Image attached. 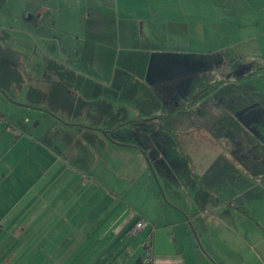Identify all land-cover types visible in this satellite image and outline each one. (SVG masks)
Here are the masks:
<instances>
[{
    "label": "crops",
    "instance_id": "0c3cea01",
    "mask_svg": "<svg viewBox=\"0 0 264 264\" xmlns=\"http://www.w3.org/2000/svg\"><path fill=\"white\" fill-rule=\"evenodd\" d=\"M197 1L22 0L21 26L11 31L53 32L39 36L47 42L43 43L47 54H44L43 69L45 77L49 78L37 82L36 78L23 74L21 62L14 57L0 61V264H42L37 263V259L42 261L53 256L57 261L68 260L67 264H82L83 254H90L84 264H134L139 259L145 260L143 242L149 235L151 264H264V91L253 83L261 77L245 78L264 66L263 57L262 60L243 59L242 63L235 59L236 65H231L234 58L226 60L223 51H218L215 61L207 52L198 56L199 60L195 54H187V58H192L182 66L184 81H190L195 61L217 62L215 65L226 69L225 75L232 77L231 81H221V84L231 83L237 86L238 92L235 96L221 97L220 102L226 103L227 109L220 108L219 114L207 111L218 115L212 120L226 122L220 128L216 123L212 126V120L208 124L205 118L206 134H199L203 137L202 146L216 152H204L198 158L192 154L182 155V158L187 157L189 186L179 183L181 168L174 166L173 180L177 186L168 192L162 189L163 199L151 195L150 204L140 207L126 203L123 200L126 198L118 197L114 188L99 186L100 181L92 171L98 172V176H110L115 169L111 164L107 165L108 170L96 164L99 158L94 151L96 145L133 150L138 161L139 156L147 157L151 153L159 162L164 159L162 145L119 142L110 132L144 129V134H140L144 136H140L142 143L149 140V131L181 132L185 129L189 134L197 129L188 125L189 116L198 103L211 99L210 94L192 101L196 90L191 97L185 94L182 102L175 106L163 107L162 103L158 108L153 104L156 109L149 110L150 103L160 99L158 89L170 82L183 81L178 72L163 76L164 68L179 65L157 56L164 55L161 50L150 49L152 56L144 63L146 77L134 75L135 78H131L133 84H144L147 94L143 99L150 98L149 107L143 110L147 111L146 115L135 110L127 118L110 123L106 116L114 112L100 115L94 104L96 85H85L93 76L83 77L81 82L76 80L71 84L73 88H65L58 75L65 69H72L73 74L81 73L76 68L81 66L80 56L77 54L74 60L70 56L68 60L67 51H72V45L74 52L78 51L79 41L84 43L87 33L95 36L107 31L126 44L135 31L151 40L158 31L162 35L166 31V35L186 37L198 24L209 27L214 20L196 17L190 8ZM201 1L214 9L218 19L226 22L228 31L264 30V0ZM168 3L180 5L182 13L169 15L157 10L159 4ZM186 6L188 11H184ZM54 31L58 33L55 35ZM4 50L0 43V51ZM91 50L94 52L93 48ZM94 60L93 56L92 64L87 63V66L92 68ZM252 61L258 65L250 63ZM54 63L58 68L53 71L52 66L51 71H47ZM230 67H239V70L229 74L233 73L227 70ZM10 75L16 81L11 83L9 94L2 83ZM92 79L105 82L96 77ZM113 80L111 78V84ZM17 84L21 85L19 89ZM130 88L133 86L129 85ZM33 91L38 94L34 95ZM81 96L87 104L79 108ZM189 101L193 106H188ZM30 112L38 116L32 126ZM15 113L25 117L21 120ZM133 113L139 118L130 119ZM208 113L204 112V116ZM100 116L104 118L101 120ZM216 127L223 130L222 135L215 134ZM220 137L230 139L232 146L219 141ZM150 139L156 140L155 135ZM172 146L177 148V140H173ZM186 147L190 146L186 144ZM177 154L181 156V150H177ZM146 161L150 162L149 157ZM137 218L144 219L147 226L133 236L130 229ZM36 243H40L38 249ZM40 254L44 256L42 259H39Z\"/></svg>",
    "mask_w": 264,
    "mask_h": 264
},
{
    "label": "rangeland",
    "instance_id": "374dc122",
    "mask_svg": "<svg viewBox=\"0 0 264 264\" xmlns=\"http://www.w3.org/2000/svg\"><path fill=\"white\" fill-rule=\"evenodd\" d=\"M22 3V0H0V43L6 49L4 51H0V61L5 62L7 59L10 60L13 57L16 58L21 62L20 66H22L21 70L23 71V74L34 79L36 78L38 82L39 80H43L42 78H49L45 77V69H43V63L46 61L44 54L47 55L46 51H44L43 43L47 42H43V37L39 36L40 34H42V36H47L53 31H11V28L21 26L22 20L20 19L21 13L19 15V12L20 9L24 7ZM190 8L194 10L196 17H207L214 20V22L209 23L211 24L209 27L205 24H198L195 31H190V34L186 37H182L181 35H178L177 37L166 35V31H164V35H162V33L160 34V31H158L151 36V40H148L147 37H142L139 31H135L133 34L134 36L130 37L126 44L120 43L122 42L121 39L119 42L117 36L111 35L107 31L104 32L105 34L100 31V33L95 36H90V33H87V36H84V43L79 41V46L77 45L79 47L78 51L75 49L76 52H74V45L71 47L72 51H67L69 54H67L68 60L71 59L70 56L73 60L77 59V54L80 56L78 61H82V63L81 66L76 68L80 70L82 74H73L72 69H65L64 72L58 73V75L60 74L62 82L65 84V88H73L74 86L71 84L76 83V80L81 82L83 77L93 76L92 78L96 77L99 78V80H105V82L99 83L95 82L92 78H89L85 85H96L93 92L96 99V102L94 103L96 111L99 112L100 115L105 112L107 114L111 111L114 112V114L106 116V121L116 123L117 120L127 118L128 114H131L135 110H140L141 115H146L147 113L146 110H143L146 107H149L150 98L146 100L143 99V96H146L147 94V91L143 86L144 84H133L131 83V78H135L136 75L140 76V78L146 77L145 74L147 69L144 67V63L152 56L151 52L148 51L150 49L156 48V50H161V53L164 55L158 54L157 56H163L171 59L172 63L179 65L178 67L174 65L173 67L168 66V68H164L162 73L163 76L169 75L171 72H178L181 74L182 79L184 77L182 74H185L182 66L187 60L191 61L192 58V56H190L188 57L190 59H188L186 57L187 54H195V56H197L196 60H199L200 58L198 56L207 52L210 53L215 61L218 56V51H223L222 53L224 54L226 60L228 59L230 61L234 58V61L230 63L231 65H236L239 61L242 63V60L247 58L248 60H262V57L264 58V30L228 31L225 26L226 22L221 21L217 18L218 16L214 15L216 13L211 6L203 5V2L199 0L194 3L193 6L191 5ZM157 10L161 13L166 12L169 15L182 13L180 5L176 3H168L164 5L159 4V9ZM184 11H188V6L184 7ZM26 15H28V13ZM202 29H205V31H201ZM69 32L80 33V31ZM57 33L58 31H54L55 35ZM57 38H60L59 35H57ZM90 39L93 40V43H89ZM51 45H53V42H51ZM148 46H150L149 49ZM91 48H93L94 52ZM16 49L22 51L16 52ZM92 55L95 57V60L92 68H90V66H87V63L92 64ZM169 55H172L171 57L173 58ZM235 59L238 61L236 62ZM173 61H177V63ZM167 63L168 62H166V65ZM250 63H253L256 66L258 65L257 62L252 61ZM215 64H217V62H208V64H203L201 61H195V67L193 68L194 72L190 77L191 84H189L190 81H184V77L183 81L179 79L180 81L170 82L168 86H162V88L158 89L159 92H161L160 99L157 101L153 100V103H150L151 106L149 107V110H154L156 109V106L159 108L162 103L163 107H166L167 104L175 106L182 102L181 100H183L184 96H186L185 94L190 95L191 97L196 90L199 91V89L203 86L200 85V83L207 81L208 79L209 81L207 84H213V82L218 80V84L216 86L220 85V87H216L214 91L209 93V98L211 99L208 101L206 99L205 101L198 103L194 107L192 114L189 116L190 122L188 125H192V127L194 125L197 129H200V132H198L197 129H192L189 134L185 131V129L181 132H175L174 130H165L163 132L149 131V140H147V143L145 141L142 143L140 134H144V129L140 128L139 131H129L128 129L111 131V137L119 142H139L143 146H147L149 142L151 144L153 143L154 146H156V144L162 145L164 159H161L158 162L155 159V156L150 153L147 157H149V161L151 163L146 161V156H139L138 161L134 157L133 150L115 149L108 144L96 145L94 151L99 157L98 159L96 158V164H99L100 168L105 167L106 170H108L107 165L111 164L115 169L111 172L110 176H98V172L96 174V171H92V174L100 181L98 183L101 188H114V190H117V196H123L126 198L123 200H125L126 203L131 204L133 207L146 206L150 204V200L153 198L151 195H156L159 199H163V190L168 192V190L177 186L175 184L176 182L173 180V174L176 171L174 166H179L181 168L180 173L182 175L180 177L182 178V181L180 180L179 183L182 184L183 187L189 186V171L185 167V164L187 165V157L185 156L182 158V155L192 154V156L198 158L202 157L204 152H211L214 154V149L211 150L209 146H202L203 137H200V135L206 134V120L209 124L211 122L210 120H212L214 116H218L216 114L210 115L207 111H217L216 113L219 114L221 111L220 108L223 110L227 109L226 103L223 104L220 102L221 97L235 96L238 92L237 86L235 87V85H232L231 83L221 84V81H231L232 77L226 76V69L217 67ZM131 65H135V67H137L133 68ZM52 66L53 71L58 68L56 63H54L47 71H51ZM227 70H232L233 73L230 72L229 74H234L239 70V67H230ZM1 76L3 77L4 75ZM111 78L114 79L112 84L110 82ZM14 79L15 78L10 75L6 81H3L2 86L6 92L9 93L12 86L11 83L16 81ZM253 83L257 86L258 90L264 91V77L254 79ZM129 85H132L133 88L129 89ZM20 87L21 85L17 84L16 88L19 89ZM171 91H173V93ZM33 94L37 95L38 91H33ZM39 94L41 99H43L42 92ZM82 95L85 97L86 91H84ZM83 96H81L78 101L80 104L79 108L81 105L87 104L83 101ZM104 100L106 103H104ZM171 100H174V102H171ZM91 104L92 103H88V105ZM231 107L232 106H230L229 111L232 109ZM204 112L208 113V115L204 116ZM14 115L20 116L21 120L25 117L24 114L15 113ZM28 116L30 117L31 126L38 121V116H35L34 112H30ZM103 118L104 116H100L101 120ZM135 118L139 117L133 113L130 119L133 120ZM219 121L220 120H212V126L216 123L220 128H222L225 121ZM41 124L43 123L41 122ZM151 125H158V123ZM59 133H55V135L58 136ZM217 133L222 135L223 130L217 128V132L215 134ZM153 135H155V139H158V141L150 139ZM173 140H177V148L175 146H172L173 148L171 147ZM221 140L228 142V145L232 146L230 139L228 141L227 139L220 137L219 141ZM186 144L190 147L187 148ZM217 149L219 148L217 147L216 150ZM177 150L179 152L181 150V156L177 154ZM172 157L174 158L173 160L171 159ZM39 244L40 243L35 244L37 249ZM88 255L90 254H83L84 259L80 260V263H87ZM43 257V254H40L39 259H42ZM57 259L58 258L56 256L42 261L37 259V263H68V260L61 259L57 261Z\"/></svg>",
    "mask_w": 264,
    "mask_h": 264
},
{
    "label": "built area",
    "instance_id": "2783aa9c",
    "mask_svg": "<svg viewBox=\"0 0 264 264\" xmlns=\"http://www.w3.org/2000/svg\"><path fill=\"white\" fill-rule=\"evenodd\" d=\"M147 226V222L142 218H137L134 224L131 226L130 234L137 235L139 234L145 227ZM143 249L145 251V260L144 264H151V255H152V248H151V240L150 235L148 239L143 242Z\"/></svg>",
    "mask_w": 264,
    "mask_h": 264
},
{
    "label": "trees",
    "instance_id": "16d2710c",
    "mask_svg": "<svg viewBox=\"0 0 264 264\" xmlns=\"http://www.w3.org/2000/svg\"><path fill=\"white\" fill-rule=\"evenodd\" d=\"M264 77V66L254 70L252 73H250L249 75H247L245 78H251V77ZM218 83H213V84H203V86L199 89V91H197L196 95L194 96L193 100H198L200 98H202L204 95H207L209 93H211L212 91L215 90V88L217 87ZM134 264H144V261L142 260H137Z\"/></svg>",
    "mask_w": 264,
    "mask_h": 264
},
{
    "label": "flooded vegetation",
    "instance_id": "af4514ba",
    "mask_svg": "<svg viewBox=\"0 0 264 264\" xmlns=\"http://www.w3.org/2000/svg\"><path fill=\"white\" fill-rule=\"evenodd\" d=\"M192 101H189V105L188 106H193V103H191ZM191 104V105H190Z\"/></svg>",
    "mask_w": 264,
    "mask_h": 264
}]
</instances>
